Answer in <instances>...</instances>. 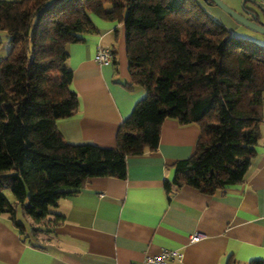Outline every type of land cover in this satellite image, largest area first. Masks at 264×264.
Wrapping results in <instances>:
<instances>
[{"label": "trees", "instance_id": "16d2710c", "mask_svg": "<svg viewBox=\"0 0 264 264\" xmlns=\"http://www.w3.org/2000/svg\"><path fill=\"white\" fill-rule=\"evenodd\" d=\"M243 5L262 9L252 0ZM90 14L123 22L127 86L145 92L119 125L114 148L68 143L57 127L78 109L66 45L97 31ZM0 32L8 45L0 59V215L21 236L3 190L33 220L35 236L58 219L49 208L87 178H124L127 157L155 150L166 118L199 130L191 156L174 162L167 192L187 185L213 195L244 180L264 105L261 35H233L197 0H0Z\"/></svg>", "mask_w": 264, "mask_h": 264}, {"label": "crops", "instance_id": "0c3cea01", "mask_svg": "<svg viewBox=\"0 0 264 264\" xmlns=\"http://www.w3.org/2000/svg\"><path fill=\"white\" fill-rule=\"evenodd\" d=\"M197 1L236 34L239 28L227 15ZM261 1L256 0L257 4ZM90 18L97 31L66 45V67L71 71L70 87L77 94L78 109L59 120L57 127L68 143L114 148L119 125L145 92L127 86L123 22L93 14ZM242 37L261 40L257 33ZM6 40L0 32V41ZM97 46L112 50L111 63L95 60ZM7 50L0 52V59ZM259 133L255 155L241 183L213 195L187 185L167 192L164 183L173 178L174 162L191 156L199 130L194 124L164 119L155 150L127 157L124 178H87L52 206L50 211L58 219L41 225L35 236L24 225L27 236H21L13 221L0 215V264H135L165 249L182 252L181 260L166 264L264 260V105ZM192 234H199V240L190 242Z\"/></svg>", "mask_w": 264, "mask_h": 264}, {"label": "water", "instance_id": "95a60500", "mask_svg": "<svg viewBox=\"0 0 264 264\" xmlns=\"http://www.w3.org/2000/svg\"><path fill=\"white\" fill-rule=\"evenodd\" d=\"M207 0H203L206 2ZM207 4H212L227 13L237 24L242 25L253 31L262 37H264V21L260 19V16H264V8L253 9L247 8L241 3V9L239 11L230 8L228 5L223 3L222 0H208Z\"/></svg>", "mask_w": 264, "mask_h": 264}, {"label": "built area", "instance_id": "2783aa9c", "mask_svg": "<svg viewBox=\"0 0 264 264\" xmlns=\"http://www.w3.org/2000/svg\"><path fill=\"white\" fill-rule=\"evenodd\" d=\"M95 60L100 64L111 63L113 60L112 50L102 46H97L95 53ZM199 234H192L189 236V241L194 242L199 240ZM182 252L177 249L161 250L154 255H145L139 262L135 264H166L168 260H181Z\"/></svg>", "mask_w": 264, "mask_h": 264}, {"label": "rangeland", "instance_id": "374dc122", "mask_svg": "<svg viewBox=\"0 0 264 264\" xmlns=\"http://www.w3.org/2000/svg\"><path fill=\"white\" fill-rule=\"evenodd\" d=\"M222 1H223V3H225L226 5H228L232 9H235L237 11H239L241 9V5L240 4H241L242 0H222ZM252 1H254L255 3H257L256 0H252ZM232 2H240V4H239L240 6H238L239 8L236 7L237 5L236 6L233 5ZM249 5H250V7L253 6V4H249ZM261 5H262V8H264V1H261ZM254 7L256 8V10L257 9L259 10V8L257 6H254ZM218 9L221 10L220 8H218ZM221 11L223 12V14L227 15L228 18H230V20L232 22H234L235 25H237V28H239V30L236 31V34H233V35H236V36L241 35L240 37H242L244 33H255L253 31H250L246 27L237 24L227 13H225L223 10H221ZM260 19L262 21H264V16H262V17L260 16ZM218 21L221 22L220 20H218ZM242 38H244V37H242ZM6 44H7V40L5 42H1V44H0V52L3 51L5 47L8 49V45H6ZM3 194L6 197V199L10 203H12V205L15 207V211H16V213H15V220L18 223L23 224L26 228L33 226L34 225L33 220L22 211V209L20 207V203L14 201L13 194L9 190H7V189L3 190ZM49 209L51 210L52 207H50Z\"/></svg>", "mask_w": 264, "mask_h": 264}]
</instances>
